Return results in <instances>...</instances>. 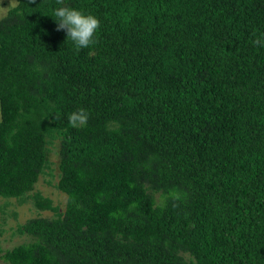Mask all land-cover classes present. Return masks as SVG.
Wrapping results in <instances>:
<instances>
[{
	"label": "trees",
	"instance_id": "obj_1",
	"mask_svg": "<svg viewBox=\"0 0 264 264\" xmlns=\"http://www.w3.org/2000/svg\"><path fill=\"white\" fill-rule=\"evenodd\" d=\"M61 6L101 21L96 43L56 30ZM256 39L264 0H17L0 18V198L16 219L37 209L0 264H264Z\"/></svg>",
	"mask_w": 264,
	"mask_h": 264
},
{
	"label": "clouds",
	"instance_id": "obj_2",
	"mask_svg": "<svg viewBox=\"0 0 264 264\" xmlns=\"http://www.w3.org/2000/svg\"><path fill=\"white\" fill-rule=\"evenodd\" d=\"M57 4L63 5L64 0H56ZM57 22V31L66 32L67 40H71L77 51L88 48L96 43V33L100 28L101 21L94 15L85 14L76 8L61 6L54 9L51 14ZM253 46L264 47V40L256 39L252 41ZM89 118L88 112L81 108L73 111L69 117V123L73 127L86 124Z\"/></svg>",
	"mask_w": 264,
	"mask_h": 264
},
{
	"label": "rangeland",
	"instance_id": "obj_3",
	"mask_svg": "<svg viewBox=\"0 0 264 264\" xmlns=\"http://www.w3.org/2000/svg\"><path fill=\"white\" fill-rule=\"evenodd\" d=\"M17 4V0H0V18L4 17L11 7ZM1 119V113H0ZM49 181L51 183H49ZM58 177L51 178L49 175H45L40 180L39 189L43 192L44 195L51 197L53 199L60 196L63 199L65 195H62L60 190L56 187ZM16 201L12 200L9 202L7 199L0 198V240L4 248H11L15 245L27 241L25 235H21L16 232L17 224L19 222L23 223L26 221V214L30 217L36 215V206L33 199H30L25 206L22 207L24 212L21 214V219H16L12 216V211L15 207ZM30 206V208H28ZM40 211V209H39ZM47 215V211H45ZM50 213V212H48ZM28 216V217H29ZM2 264V263H1Z\"/></svg>",
	"mask_w": 264,
	"mask_h": 264
}]
</instances>
